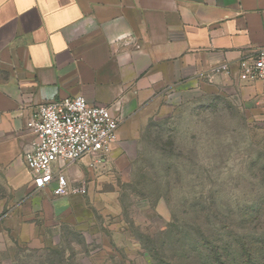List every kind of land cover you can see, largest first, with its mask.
Returning <instances> with one entry per match:
<instances>
[{
	"label": "crops",
	"instance_id": "obj_1",
	"mask_svg": "<svg viewBox=\"0 0 264 264\" xmlns=\"http://www.w3.org/2000/svg\"><path fill=\"white\" fill-rule=\"evenodd\" d=\"M262 46L264 0H0V181L8 189L0 198V264L11 243L53 248L65 226L85 223L94 178L115 157L117 146L102 169L88 157L66 169L70 180L85 181L84 194L36 189L22 153L39 103L74 95L118 101L122 124L146 104L177 105L204 92L262 105L264 86L239 72V61ZM220 64L229 71L213 72Z\"/></svg>",
	"mask_w": 264,
	"mask_h": 264
},
{
	"label": "rangeland",
	"instance_id": "obj_2",
	"mask_svg": "<svg viewBox=\"0 0 264 264\" xmlns=\"http://www.w3.org/2000/svg\"><path fill=\"white\" fill-rule=\"evenodd\" d=\"M188 97L121 123L91 215L53 247L63 253L11 243L4 263L264 264V104ZM7 191L0 181V198Z\"/></svg>",
	"mask_w": 264,
	"mask_h": 264
},
{
	"label": "built area",
	"instance_id": "obj_3",
	"mask_svg": "<svg viewBox=\"0 0 264 264\" xmlns=\"http://www.w3.org/2000/svg\"><path fill=\"white\" fill-rule=\"evenodd\" d=\"M212 70L229 71L226 64ZM239 72L242 79L264 86V46L239 61ZM123 121L118 101L90 104L82 95H74L39 103L26 123L34 139L30 149L22 153L34 187L49 189L55 197L86 193L85 181L70 180L66 169L84 157L89 158L90 167L104 168Z\"/></svg>",
	"mask_w": 264,
	"mask_h": 264
},
{
	"label": "trees",
	"instance_id": "obj_4",
	"mask_svg": "<svg viewBox=\"0 0 264 264\" xmlns=\"http://www.w3.org/2000/svg\"><path fill=\"white\" fill-rule=\"evenodd\" d=\"M60 249V248H59ZM52 252H57V253H63L62 251H64V249H61V250H58V248L57 249H53L52 248Z\"/></svg>",
	"mask_w": 264,
	"mask_h": 264
}]
</instances>
